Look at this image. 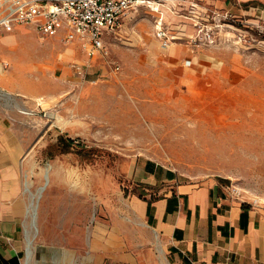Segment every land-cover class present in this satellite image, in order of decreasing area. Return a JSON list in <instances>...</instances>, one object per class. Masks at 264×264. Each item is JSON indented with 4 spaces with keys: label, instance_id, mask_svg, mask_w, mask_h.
<instances>
[{
    "label": "rangeland",
    "instance_id": "1",
    "mask_svg": "<svg viewBox=\"0 0 264 264\" xmlns=\"http://www.w3.org/2000/svg\"><path fill=\"white\" fill-rule=\"evenodd\" d=\"M230 2L229 25L214 44L178 38L172 54L170 46H160L151 15L142 9L127 14L117 34L106 38L104 54L93 59L78 44L57 37L42 42L35 31H18L14 42H2V53L29 64L52 60L55 46L74 50L70 66L84 64L82 74L57 68L63 91L42 103L52 127L37 156L41 165L31 173L43 175L61 158L56 173L80 177L81 188L88 185L84 177H93L90 197L107 209L134 189L128 173L135 159L150 157L182 180L199 185L214 179L264 206V6ZM177 23L169 21L174 32ZM101 186H110V193ZM143 233L146 246L138 250L137 264H161L156 251L150 261L154 247Z\"/></svg>",
    "mask_w": 264,
    "mask_h": 264
},
{
    "label": "crops",
    "instance_id": "2",
    "mask_svg": "<svg viewBox=\"0 0 264 264\" xmlns=\"http://www.w3.org/2000/svg\"><path fill=\"white\" fill-rule=\"evenodd\" d=\"M234 1L264 6V0ZM171 2L173 11L162 7L164 23L183 37L195 33L191 21L181 15L191 3L221 14H230L228 6L233 7L230 0ZM241 11L248 12L243 7ZM151 20L153 25L152 15ZM169 21L178 22V31ZM23 26L0 30V44L14 42L18 31H35ZM36 35L42 42H52V37ZM171 45L169 54L177 49ZM54 51L52 60L32 64L0 51V264H137L138 250L146 246L143 231L152 242L148 246L154 247L150 261L156 251L161 264H264V206L235 195L217 180L197 185L153 158L138 157L128 173L134 186L128 199L119 200L118 207L101 209L90 197L95 194L94 178L84 177L88 185L81 188L80 177L56 173L61 158L50 163L47 178L31 173L32 167L41 165L38 157L52 127L42 103L61 97L57 68L68 73L74 58L72 48L55 46ZM39 188L36 231L28 254L30 206ZM101 188L110 193V186Z\"/></svg>",
    "mask_w": 264,
    "mask_h": 264
},
{
    "label": "built area",
    "instance_id": "3",
    "mask_svg": "<svg viewBox=\"0 0 264 264\" xmlns=\"http://www.w3.org/2000/svg\"><path fill=\"white\" fill-rule=\"evenodd\" d=\"M174 10L171 0H0V30L10 32L27 25L42 37L59 36L65 43H76L93 59L106 51V38L117 34L122 18L129 11L145 7L153 17L154 35L160 46L167 48L176 40L189 44H214L228 13L201 10L191 3L181 15L196 27L187 37L175 35L164 23L162 7ZM224 22V23H223ZM84 64L73 63L82 74Z\"/></svg>",
    "mask_w": 264,
    "mask_h": 264
},
{
    "label": "bare ground",
    "instance_id": "4",
    "mask_svg": "<svg viewBox=\"0 0 264 264\" xmlns=\"http://www.w3.org/2000/svg\"><path fill=\"white\" fill-rule=\"evenodd\" d=\"M50 169H51V164H48L47 167L44 168L43 175H44L45 178H47V176L49 175ZM39 193H40V188L37 191V193L32 194L33 195V200L31 202V206H30L31 217H32V228H33V230H35V226H34L33 222H34V219H35V216H36V206H37V199L39 197ZM35 231H34V233H35ZM34 233L31 234V236L28 238V241H27V251H28V254L30 253V243H31V240L33 238ZM159 253L161 254L162 251L159 250ZM25 264H27V263H25Z\"/></svg>",
    "mask_w": 264,
    "mask_h": 264
},
{
    "label": "trees",
    "instance_id": "5",
    "mask_svg": "<svg viewBox=\"0 0 264 264\" xmlns=\"http://www.w3.org/2000/svg\"><path fill=\"white\" fill-rule=\"evenodd\" d=\"M67 142H69V141H67ZM150 212H151V206H150V204L148 205V209H147V213H148V215H150ZM243 214V213H242Z\"/></svg>",
    "mask_w": 264,
    "mask_h": 264
}]
</instances>
